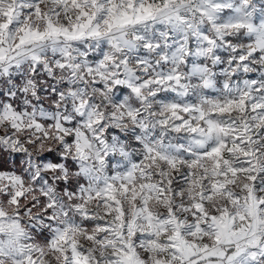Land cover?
I'll return each instance as SVG.
<instances>
[{
    "label": "clouds",
    "instance_id": "obj_1",
    "mask_svg": "<svg viewBox=\"0 0 264 264\" xmlns=\"http://www.w3.org/2000/svg\"><path fill=\"white\" fill-rule=\"evenodd\" d=\"M0 94V264H264V0H0Z\"/></svg>",
    "mask_w": 264,
    "mask_h": 264
},
{
    "label": "snow or ice",
    "instance_id": "obj_2",
    "mask_svg": "<svg viewBox=\"0 0 264 264\" xmlns=\"http://www.w3.org/2000/svg\"><path fill=\"white\" fill-rule=\"evenodd\" d=\"M225 2H228V0H225ZM242 62H243V60H242ZM0 95H2V94H0ZM5 169H8V161L6 159L0 161V170H5ZM8 170H10V169H8Z\"/></svg>",
    "mask_w": 264,
    "mask_h": 264
}]
</instances>
